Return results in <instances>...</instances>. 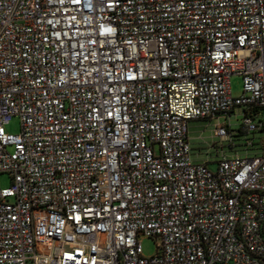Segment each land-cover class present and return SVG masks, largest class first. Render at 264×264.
<instances>
[{"label":"built area","instance_id":"built-area-1","mask_svg":"<svg viewBox=\"0 0 264 264\" xmlns=\"http://www.w3.org/2000/svg\"><path fill=\"white\" fill-rule=\"evenodd\" d=\"M2 174L0 264H264V0H0Z\"/></svg>","mask_w":264,"mask_h":264},{"label":"rangeland","instance_id":"rangeland-1","mask_svg":"<svg viewBox=\"0 0 264 264\" xmlns=\"http://www.w3.org/2000/svg\"><path fill=\"white\" fill-rule=\"evenodd\" d=\"M231 92L234 97L242 94L243 80L240 76H233L231 78ZM242 120V114L238 111L233 114L231 119L232 129L240 132V122ZM224 122V120H222ZM5 132L13 135H19L21 133V123L18 118H12L10 123L4 127ZM216 121L211 120H197L192 121L189 124V139L193 149L192 160L196 163H202L204 161L209 162V167L213 171L217 169V163L223 158L233 159L239 157H251L255 152L246 153L243 148V144L252 141L258 144L262 143L260 136H248L247 138L240 136L237 142L238 146L232 150L222 140L215 136ZM225 146V148H222ZM220 147V149H216ZM11 186V179L8 174H2L0 176V187L9 188ZM157 243L153 239H144L142 242L143 254L145 257H152L156 254Z\"/></svg>","mask_w":264,"mask_h":264},{"label":"crops","instance_id":"crops-1","mask_svg":"<svg viewBox=\"0 0 264 264\" xmlns=\"http://www.w3.org/2000/svg\"><path fill=\"white\" fill-rule=\"evenodd\" d=\"M205 162V161H204Z\"/></svg>","mask_w":264,"mask_h":264}]
</instances>
